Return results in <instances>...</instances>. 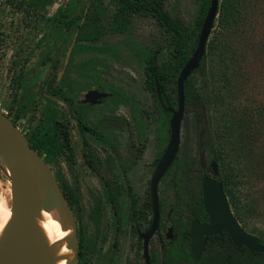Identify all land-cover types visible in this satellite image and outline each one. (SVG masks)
Segmentation results:
<instances>
[{"label":"rangeland","instance_id":"1","mask_svg":"<svg viewBox=\"0 0 264 264\" xmlns=\"http://www.w3.org/2000/svg\"><path fill=\"white\" fill-rule=\"evenodd\" d=\"M20 1L26 5L35 0H0V107L11 118L18 119L19 127L26 135H31L44 121L43 110L48 104L58 109V118L66 127L69 135L67 145L64 143L60 153L51 159L50 166L63 187L71 216L56 202H52L50 208L66 214L59 234L66 246L64 255L68 263L129 264L140 253L141 243H138V233L131 224H118L120 217L110 213L107 184L114 170L112 165L118 170V165L124 161L136 168V176H143L141 183L132 191L141 196L148 191L144 178L153 170L152 161L165 148L169 137L160 144L161 124L168 121V114L161 110L158 98L147 86L144 49L156 52L158 63L162 64L171 56V34L165 32L159 21L150 14H135L128 29L118 31L109 23L116 10L114 0L97 1L107 8L105 32L97 43L113 45L115 53L100 55L97 77L91 79L93 83L90 89L117 87L129 96L130 104L115 106L114 110L107 109L111 107L106 105L95 106L87 116V123L98 128L96 121H93L97 114L104 118L100 120L105 125L102 134H122L120 147L123 150L116 156L90 133L78 128L71 116L72 109L48 85L63 69L68 46L86 32L77 29L66 32L63 38L68 39L67 44L54 49L58 36L52 35L49 19L71 0H51L46 7L32 11L29 17L25 10L18 9ZM163 1L166 10L190 25L194 24L200 13L199 0ZM78 4L79 8H88L94 3L93 0H78ZM238 42L243 69L242 75L237 77L235 88L219 92L210 72L196 73L197 93L193 101L187 104L188 109L183 117L180 150L175 164L163 177L159 187L163 206L162 229L152 240L158 255L161 254L159 239L166 248L169 243L167 227L177 221L171 212L176 194L177 201L186 209V200L199 196L203 176L213 175L210 165L215 139L213 124L202 116L204 104L207 114L211 115L218 107L233 108L238 117L248 113L246 157H235L231 163L236 171L238 168L247 171L253 194L261 205V216L255 214L251 224L264 228V0L253 2L247 28ZM55 55L56 67L53 68L50 57ZM89 57L90 54L85 53L77 55L76 59L80 61ZM171 93L175 98L177 90L173 88ZM173 107H177V98ZM138 112L141 118L136 115ZM86 160H91L95 168L90 167ZM0 161V197L10 207L11 177L3 166L2 158ZM148 218L147 221L142 220L141 229L148 224ZM72 219L76 225V239L68 227H73ZM254 233L259 235L260 231ZM72 244L80 251V256L78 253L75 256L76 250ZM219 245L220 255L231 253L239 264L242 263L246 251L235 248L227 236H223ZM206 257L205 251L201 259L193 261L188 258L179 264H209ZM247 264L261 263L255 256Z\"/></svg>","mask_w":264,"mask_h":264},{"label":"trees","instance_id":"2","mask_svg":"<svg viewBox=\"0 0 264 264\" xmlns=\"http://www.w3.org/2000/svg\"><path fill=\"white\" fill-rule=\"evenodd\" d=\"M97 1L93 0L94 4L89 7V13L85 15V8H79L78 0H71L65 6L60 7L56 14L49 19L52 35L62 39L60 43H58L59 41H55L54 49L62 46V44H67L68 39L65 40L63 38L66 32L73 31L74 29L86 31L73 45L71 58L66 66L63 79L52 86V92L56 95H73L80 89L90 87L94 77H97L95 70L98 69L97 64L99 63L100 55L115 53L113 45H99L97 43L104 34L105 23H107L104 21L107 8L98 4ZM254 1L221 0L218 22L207 44L206 54L202 58L199 68L185 82V111L188 109L187 104L193 101L197 93L195 88L198 82L197 72H210L217 91L222 93L226 90L230 91L237 85V77H239V74L242 75L243 69L240 63L242 51L239 48L238 41L241 40L247 28L250 9ZM50 2L51 0H35L25 5L23 1H20L18 9L25 10L26 16L29 17L32 11H36L38 7H46ZM114 2L117 8L114 16L109 20L113 21L111 25L114 29L121 32L126 31L129 27L131 16L139 12L154 15L165 29V32L171 34L172 48L171 56L168 60L159 64L158 54L146 49H144L143 59L147 75V86L156 97L155 75H158L161 83L163 105L165 106L163 107L159 102V107L168 114V121H163L161 124V133L163 135L170 133L171 113L166 111L165 107L169 105L174 106V101L178 97L176 95L174 98L171 90L173 88L177 90L178 76L198 45L200 32L211 0H199L200 13L192 25L185 23L182 19L166 10L163 0H115ZM79 53L95 54L78 63L75 56ZM244 56L245 54L243 53ZM50 59L53 61L52 67L55 68L56 60L53 57H50ZM78 68L83 70V75L81 76L83 80L81 81L76 80L70 74L71 70ZM64 78H67V80H64ZM117 94L118 91L115 90V96ZM203 108L202 116L206 117L213 124L212 131L215 145L212 148V161H216L219 165V180L229 198L234 214L247 230H251L253 233L260 231L258 236L261 242L264 243V232L262 231L264 228L251 224L255 214L261 216V205L257 201L259 199L253 194L250 177L244 168H238L236 171V167L231 163L235 157H246L245 150L250 121L247 117L248 113L244 114V117H238L233 108L218 107L215 110V114L211 115L207 114L205 104ZM43 112L44 121L31 135L27 136L31 146L38 150L48 164H51V159L62 150L64 141L56 120L58 109L48 104L45 106ZM136 115L141 117L140 112ZM12 120L19 126L18 119L12 118ZM61 188L63 190L62 186ZM199 199L200 197L198 196H192L191 198V200ZM239 250L243 251V249ZM245 251L241 264L252 262L255 256L259 258L261 264H264L263 254L254 253L248 248ZM187 253L190 254L188 245L184 247L182 245L176 246L171 244L168 252L164 254V264H179L181 258H185ZM78 254L80 256V251H78ZM206 256L209 264H239L233 254L220 255L219 247L216 248L214 245L210 246V244L206 249ZM189 258L196 261L191 254Z\"/></svg>","mask_w":264,"mask_h":264},{"label":"water","instance_id":"3","mask_svg":"<svg viewBox=\"0 0 264 264\" xmlns=\"http://www.w3.org/2000/svg\"><path fill=\"white\" fill-rule=\"evenodd\" d=\"M220 4L221 0H211L200 32L198 45L178 76L177 108L171 105L165 107L166 110L172 112L170 118V140L159 160L151 181L150 193L153 220L149 228L141 235L145 239L144 244L148 264H150L147 255L148 243L160 222L158 185L177 158L180 150L181 125L186 107L185 82L199 68L202 58L206 54L207 44L218 22ZM70 52L71 48L69 54ZM155 88L159 99L163 101V89L158 75H155ZM104 96H106L104 92L96 89L90 90L86 94V101L96 102ZM1 155L5 158L8 169L3 166L11 177L12 200L10 205V223L5 243L0 252V264H50L46 242L32 214L33 207L38 200H41L43 205L48 208H50L52 202H56L66 209L70 216L71 208L50 164L46 162L37 149L31 146L28 136L0 107ZM211 166L213 172L218 174L216 161H212ZM202 185L205 209L210 215V222L205 224H200L197 220L192 222V228L188 235L191 238V251L194 258L198 260L202 256L205 236L218 234L222 231L228 232L237 247L246 246L252 252L262 253L264 256V243L261 242L257 234L244 228L235 216L221 182L205 175ZM73 229L76 239L74 221ZM169 230L171 231L172 227ZM71 246L73 247V244ZM77 253L78 250H76Z\"/></svg>","mask_w":264,"mask_h":264},{"label":"flooded vegetation","instance_id":"4","mask_svg":"<svg viewBox=\"0 0 264 264\" xmlns=\"http://www.w3.org/2000/svg\"><path fill=\"white\" fill-rule=\"evenodd\" d=\"M115 8H117V7L115 6ZM88 13H89V7L88 8L86 7L85 8V15H87ZM114 14H115V12L113 13V16H114ZM135 14L145 15V14H142L139 12L134 13L131 16V20ZM146 15H148V14H146ZM150 15H152V14H150ZM152 16H154V15H152ZM112 22L113 21H109L110 25ZM111 27H112V25H111ZM56 41L61 42L62 39L56 38ZM75 42H76V40H73L71 45L68 47V49L66 51V59L64 62L63 69L57 74L54 81L52 80V81L48 82L49 83L48 85L50 86L51 90H52L53 85L57 84L58 82H60L63 79L65 72H66V66L69 63V59L71 58L72 48H73V45L75 44ZM70 48H71V52L69 54ZM56 49H58V47ZM79 54H85V53H79ZM79 54H77V55H79ZM89 54L91 57L95 53H89ZM57 55L52 56L53 59L56 60ZM76 56H75V58H76ZM82 61H84V60L77 61V59H76V62H78V63L82 62ZM97 70H95V73L97 72ZM145 72H146V69H145ZM82 73H83V70L81 68L70 71V74L72 76H74L75 79L78 81L83 80L81 77L83 75ZM146 77H147V75H146ZM64 80H67V78H64ZM102 87H103L102 89H100V88L99 89L98 88H91L90 89V87L84 88L87 90L85 93H83V95H81V93L84 89H80L76 93H74L73 95L69 94L67 96H59V95H57V96L62 98L69 105V107L72 109V115H71L72 119L75 120L78 128L81 131L90 133L93 137L96 138L97 141L106 145V147L111 151V153L113 155L119 156V153L123 150L120 147V141L122 140L121 139L122 134H116L113 132H108L107 134H102L103 133L102 131L105 129V125H104V122H101L100 120L104 119V118L95 114V120H93V121H96V125L98 126V128H97V127L90 126L89 123H87L89 120V118L87 116L90 113L91 109H93L95 106L106 105L107 107H111V108H107V109L114 110L115 106L130 104V98H129V96L125 95L123 93V91L117 87H113V86H105V87L102 86ZM94 89H96L100 92L106 93V96L102 97L101 99H98L96 102L86 101V94L90 90H94ZM115 90L118 91V94L116 96H115ZM157 98H158L159 102L162 104V106L164 107L163 101H161L159 99L158 95H157ZM162 99H163V97H162ZM177 99H178V97H177ZM169 112L171 113V116H172V112L171 111H169ZM58 116H59V111H58V115H57L56 120H57L59 129L61 131L62 139H63L65 146H66L67 140L69 139V135L66 132V127L63 125V122L61 120H59ZM108 119H112V118H108ZM168 137H169V139H168ZM167 139H168V141H167L165 148L152 161V163L154 165L153 170L149 173L148 177L144 178L145 179L144 182L146 184H148V191H147L145 196L135 194L132 191V188H135L138 184H140L141 180L143 179L142 175L136 176L134 174L136 168H134L132 164L129 165L126 162L122 161V163L118 165L119 166L118 170H116V166L114 168V166L112 165L114 170H112V176H111V178L107 184V186L109 188L108 202H109L110 213L113 216L120 217V219L118 220V224L120 222L131 224L134 231L135 232L137 231V233H138V243H141V247H142L140 249V253L137 254L135 259L133 260V262H131L129 264H148V261L146 258V249H145V244H144L145 239L141 235H142V233H144L149 228V226L151 225L152 220H153L152 198H151V193H150L151 181H152L154 171H155V169L159 163V160L161 159V157H162V155H163V153H164V151L168 145V142L170 140V133H168V135H166V134L163 135L161 133V130H160L159 137H158L160 144H162V142L164 140L166 141ZM155 145H157V142L155 143ZM180 146H181V144H180ZM176 159H175V161H176ZM88 161L89 162H87V160H86V162L90 164L89 166L95 168V164L91 160H88ZM175 161L172 163V165L169 167V169L166 171V173L175 164ZM211 169H212V166H211ZM218 170H219V165H218ZM212 172H213V169H212ZM166 173H165V175H166ZM208 176L220 181L218 174H215L214 172H213V175H208ZM163 177H162V179H163ZM162 179L158 185L160 222H159L158 228L156 229L155 233L150 238V241L148 243V248H147V255L149 257L150 264H163L164 254L166 252H168V250L171 247V244H174L176 246L182 245L184 247L186 245H188L189 250H190V254L193 256V253L191 251V238L188 235V233L191 231V228H192V222L194 220H197L200 224H205V223L210 222V215L207 213V211L205 209V204H204V199H203V185H202V181H201V187H200L199 196H198V197H200V199L199 200H191V198H192V196H191L190 199L186 200V203H184L186 209L182 208L181 202L177 201L178 200L177 194L174 197L176 201L173 203V206L171 207V212L173 214H175L177 221L174 224H169L167 227L166 238L169 239V243H168V246L166 248L163 246L162 239L161 238L159 239L161 254L158 255L157 250L155 248H153L152 240L156 237L157 234H159V232L162 229L163 206H162L160 190H159ZM202 180H203V178H202ZM147 216H149L148 224H146L144 229H141L140 224H141L142 220L147 221ZM170 227H172L171 231L169 230ZM177 230H179V232ZM177 235H178V237L175 238ZM224 235L229 238V240L232 242V244L235 246V248L243 249V251L246 250V248H247L246 246L237 247L234 244L233 240L230 238L228 232L222 231L221 233H218V234H214L211 236H205L203 253L206 251L209 244H210V246L214 245L216 248L221 246V245H219V243H220V240L223 238ZM163 250H164V254H163ZM254 253H256V252H254ZM190 254L187 253L186 257L181 258L180 261H186L190 257ZM202 256H203V254H202ZM202 256L200 257V259L202 258ZM193 258H194V256H193ZM195 260H197V259H195Z\"/></svg>","mask_w":264,"mask_h":264},{"label":"bare ground","instance_id":"5","mask_svg":"<svg viewBox=\"0 0 264 264\" xmlns=\"http://www.w3.org/2000/svg\"><path fill=\"white\" fill-rule=\"evenodd\" d=\"M1 158L4 166L7 168L5 158L2 155ZM32 214L39 225L46 242L50 264H69L64 255V248H66V246L64 247L59 234L66 214H64V212L59 213L52 208L44 206L41 200L35 202ZM10 217L11 209L9 204L0 197V252L6 240ZM68 227L73 235H75L73 227Z\"/></svg>","mask_w":264,"mask_h":264}]
</instances>
